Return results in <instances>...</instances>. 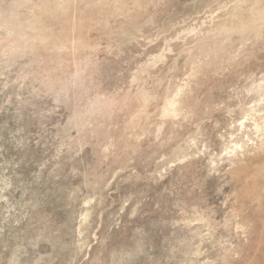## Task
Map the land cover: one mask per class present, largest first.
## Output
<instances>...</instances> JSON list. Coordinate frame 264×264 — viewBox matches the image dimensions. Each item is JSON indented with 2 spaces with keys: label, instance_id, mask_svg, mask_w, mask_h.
Segmentation results:
<instances>
[{
  "label": "rangeland",
  "instance_id": "rangeland-1",
  "mask_svg": "<svg viewBox=\"0 0 264 264\" xmlns=\"http://www.w3.org/2000/svg\"><path fill=\"white\" fill-rule=\"evenodd\" d=\"M263 85L264 0H0V264H264Z\"/></svg>",
  "mask_w": 264,
  "mask_h": 264
},
{
  "label": "bare ground",
  "instance_id": "bare-ground-1",
  "mask_svg": "<svg viewBox=\"0 0 264 264\" xmlns=\"http://www.w3.org/2000/svg\"><path fill=\"white\" fill-rule=\"evenodd\" d=\"M258 14V13H257ZM254 15V14H253ZM256 15V14H255ZM254 15V16H255ZM257 16V15H256ZM240 25L241 26H239V29H238V31L240 30V31H249V29H247L249 26H247V25H249V24H247L246 25V23L245 24H243V23H240ZM251 28L253 27V28H255L256 29V25H253V24H251V26H250ZM246 29V30H245ZM240 33V32H239ZM241 35H242V33H241ZM263 87H264V85H263ZM263 87H261V88H263ZM258 88V87H257ZM256 88V89H257ZM261 88H259V90L261 89ZM258 90V89H257ZM261 90H264V88L263 89H261ZM260 90V91H261ZM260 93H262V95L264 96V91H262V92H260ZM257 94H258V92H257ZM262 100V99H261ZM262 102H263V100H262ZM261 105H262V103H260ZM260 105V106H261ZM255 106H256V104H255ZM253 106V108H251V109H249V111L252 113H259V116H258V118L257 119H254V117H253V119L254 120H250V122H249V120L246 118H241V119H243V121L242 122H240V123H238L239 125V127H238V130L237 129H235L236 131V134H239L238 132H240V134H241V136H242V134H243V137L245 136L247 139H245V140H248V142H249V140H252L253 139V137L255 138H257V139H259V141L261 142L260 143V145H263V147L262 148H264V106H261V107H263V108H259V109H257L258 107L256 106ZM256 109H255V108ZM249 111H245L244 112V114H246V115H248L247 113H249ZM244 116V115H243ZM249 116V115H248ZM252 119V118H251ZM253 121V122H252ZM252 122V123H251ZM235 123V122H234ZM251 131H254V133L256 134V136H255V134H253V132H251ZM254 135H252L251 133ZM250 134H251V136H250ZM236 136V135H235ZM235 136H234V138H235ZM238 136H240V135H238ZM241 136H240V138H238V137H236V138H238V139H236L235 141L236 142H238L240 139H243V137L241 138ZM253 136V137H252ZM252 137V138H251ZM230 138H231V136H230ZM232 138H233V134H232ZM233 140V139H232ZM240 141H242V140H240ZM258 141V142H259ZM254 142H256V141H254ZM242 143V142H241ZM252 143V142H251ZM237 144H240V143H237ZM247 144V143H246ZM249 144V143H248ZM259 144V143H258ZM242 145H244V144H241V146H240V148H242ZM253 145H255V143L253 144ZM245 146V148H247L246 147V145H244ZM257 146V145H256ZM224 147V146H223ZM226 148H228L229 149V147H226ZM235 148V147H234ZM234 148H232V150H235ZM249 149H250V151H251V148L250 147H248ZM260 148V147H259ZM262 148H260V149H262ZM228 149L226 150L227 151V155H228V157H229V159H230V162H232L233 161V154H230V152L228 153ZM231 149V148H230ZM253 149V148H252ZM260 149H256V151L257 150H259V152L260 153H262L261 151H263V150H261L260 151ZM236 151V150H235ZM238 151H239V149L237 150V155H238ZM242 151H243V149H242ZM245 152H247V150H244ZM243 151V152H244ZM250 151L248 152V154L250 153ZM255 151V152H256ZM225 152V151H224ZM245 152L243 153V154H245ZM254 152V153H255ZM240 153H242V152H240ZM253 152H252V154H254ZM229 154H230V156H232L231 158H230V156H229ZM258 154H256V156H257ZM223 156V155H222ZM235 156H236V154H235ZM261 156H263V155H260V157ZM247 157H249V156H247ZM252 157V156H251ZM255 157V156H254ZM253 157V158H254ZM259 157V158H260ZM264 157V156H263ZM237 158H239V155H238V157ZM257 158L255 157V162L257 161V160H259L258 162L260 163L261 161V159H257ZM232 160V161H231ZM245 160V159H244ZM246 160H248V159H246ZM251 160H252V158H251ZM262 160H264V159H262ZM234 162V161H233ZM237 162V161H236ZM243 162V161H242ZM249 162H251V161H249ZM253 162V161H252ZM258 162H256V163H258ZM263 163H264V161H262ZM241 163V162H240ZM238 165V164H237ZM262 165V164H261Z\"/></svg>",
  "mask_w": 264,
  "mask_h": 264
}]
</instances>
